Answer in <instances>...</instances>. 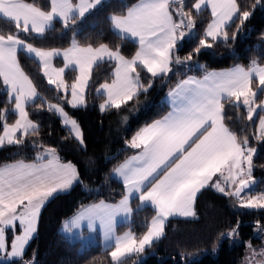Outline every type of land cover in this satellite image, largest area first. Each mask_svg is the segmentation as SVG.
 <instances>
[{
  "label": "snow or ice",
  "instance_id": "obj_1",
  "mask_svg": "<svg viewBox=\"0 0 264 264\" xmlns=\"http://www.w3.org/2000/svg\"><path fill=\"white\" fill-rule=\"evenodd\" d=\"M102 0H50L49 10L37 7L25 0H0V18L14 25L15 31L4 34L0 31V81L7 94V103L12 105L14 123H7V109L0 110V147L16 145L24 147L28 137H38L39 124L30 119L27 105L35 104L37 110L45 105L57 114L63 126L80 145L84 144L83 133L78 122L65 112L60 103H51L40 95L17 59L18 51L35 57L49 85L58 92H68L69 85L63 74L74 66L78 75L71 83V99L67 103L73 108L86 104V89L92 79L93 69L104 62H114L111 82H104L96 89L105 97L100 104L101 112L121 109L136 99L141 92L147 93L157 77L168 76L172 65H187L192 61L190 53L183 60L175 55L178 41L191 34L196 26L192 11L185 10V0H139L126 14L113 15L109 19L113 30L121 39L132 38L138 49L131 58L106 44L98 47H81L75 38L67 49H43L27 42L35 34L43 37L55 30L57 20L64 29H70L78 19L99 5ZM257 4L264 0H256ZM205 7L211 9L212 21L208 24L198 46L193 50L211 48L212 42L230 39L226 30L235 17L242 25L250 11H241L238 0H195L191 8L199 15ZM255 7V6H253ZM187 29V31H185ZM239 31V28L237 29ZM23 34V38H22ZM235 33L231 37L235 39ZM63 56L64 67L54 68V57ZM202 67V66H201ZM151 76L147 86L141 81V72ZM255 81V87L253 83ZM264 92V66L255 61L248 68L237 65L220 72H205L202 78L189 76L180 80L167 93L171 110L161 119L153 121L126 141L127 147L138 150L136 155L116 164L110 173L122 182L124 195L116 204L100 201L82 206L72 218L71 227H78L87 220L91 229L99 221L106 241L114 239L110 252L112 264L133 253H142L147 246L164 235L165 222L169 217H192L197 195L205 188H214L225 196L239 200L241 208L264 209V193L242 196L253 180V158L256 149L249 147L247 136L240 137L226 120L227 109L243 106L247 120L253 121L258 110L264 112V100L257 103L258 93ZM66 99V97H65ZM240 116H236L239 120ZM257 139L264 141V115L259 117ZM32 146L41 149L32 163L23 160L0 166V264H35V259L25 258L26 246L37 231V222L42 207L54 194L68 190L79 175L75 165L62 162L57 150L33 140ZM110 159H115L111 157ZM139 199L136 209L130 202ZM151 206L155 215L147 224L142 237L127 232L115 235L118 217L130 218L134 211ZM20 228L19 234L7 239L8 230ZM237 226L228 233L238 235ZM65 231H70L65 224ZM256 230L264 232L259 221ZM252 256L246 264H253L256 256H264V249L257 252L248 245ZM264 264V260L256 262Z\"/></svg>",
  "mask_w": 264,
  "mask_h": 264
},
{
  "label": "trees",
  "instance_id": "obj_2",
  "mask_svg": "<svg viewBox=\"0 0 264 264\" xmlns=\"http://www.w3.org/2000/svg\"><path fill=\"white\" fill-rule=\"evenodd\" d=\"M138 0H105L78 19L70 29H64L61 22L55 23V30L49 31L43 37L34 34L27 37V42L43 49H67L73 38L81 47L92 45L98 47L106 44L120 52L126 58H131L137 51L136 43L121 39L111 29L113 15H123ZM37 7L49 10V0H25ZM195 0H185V10L192 11L196 26L190 37H184L178 42L175 55L182 60L190 53L192 61L187 65H172L168 76L157 77L147 93L140 95L121 109L100 111L103 96L96 93L98 86L111 82L114 70L113 62H104L94 67L92 79L86 89V104L73 108L67 103L70 99V85L77 73L67 70L63 78L69 85L68 92H58L54 85L47 83L38 62L18 51L17 59L26 75L32 80L37 91L51 103H60L65 112L75 119L83 133L84 144L80 145L69 131L61 124L56 114L47 110L46 105L37 110L35 104L27 105L30 119L39 124L38 137H28L24 147L4 145L0 147V166L23 160L34 162L39 148L32 146L36 140L47 147L57 150L62 162H71L77 167L79 180L70 189L55 194L42 208L35 236L26 248L25 258L35 259V264H112L110 250H104L100 239L94 234V241L69 240L60 230L64 223L76 215L82 206H88L100 201L115 204L124 195L123 185L110 176L112 168L137 154L138 150L127 147L126 141L131 140L137 131L161 119L169 111L165 98L170 89L189 76L202 78L205 72L225 70L237 65L248 68L253 61L264 66V2L257 4L256 0H238L241 11L252 14L240 24L239 17L229 23L227 31L229 41L213 43L211 48L202 49L199 54L193 52L204 34L210 21V13L203 10L199 15L191 8ZM255 6V7H253ZM239 28V31L237 29ZM0 31L8 34L14 32V25L0 18ZM235 39L231 37L233 34ZM23 38V34H22ZM55 67H62V60H54ZM202 66V67H201ZM150 74L141 72V81L146 86L151 80ZM255 87V81L253 83ZM264 92L258 93L257 103L262 100ZM66 97V99H65ZM7 94L0 81V110L7 109V123H14L16 116L11 111L12 105L7 102ZM228 126L238 136H247L249 147L255 148L253 158V180L247 192L264 193V141L257 139V119L264 112L259 111L253 121L247 120L246 110L227 109ZM239 115L240 119L236 120ZM0 122V133H2ZM115 157V159H110ZM136 209L138 200L130 202ZM195 215L189 219H169L165 224L164 235L139 255L122 260L121 264H240L244 257L246 243L258 245L264 239V232L256 230L257 221L264 225V209L241 208L232 197L217 192L214 188H205L197 196L194 204ZM155 212L150 208L134 211L125 224L116 227V233L125 231L133 233L137 239L147 231V224ZM239 222L238 235L229 236L231 229ZM18 232V230H17ZM84 231L82 234H85ZM214 248L216 250L214 251ZM144 256L142 259H138Z\"/></svg>",
  "mask_w": 264,
  "mask_h": 264
},
{
  "label": "crops",
  "instance_id": "obj_3",
  "mask_svg": "<svg viewBox=\"0 0 264 264\" xmlns=\"http://www.w3.org/2000/svg\"><path fill=\"white\" fill-rule=\"evenodd\" d=\"M137 3H139V0L137 1V2H135L132 6H134V5H136ZM131 6V7H132ZM130 7V8H131ZM204 10H207L209 13H210V21L208 22V24L209 23H211V21H212V16H211V9L210 8H208V7H205L204 8ZM195 11V10H194ZM127 12V11H126ZM126 14V13H125ZM208 24H207V26H208ZM207 26L205 27V29L207 28ZM111 29H112V31L114 32V30H113V27H112V24H111ZM205 31V30H204ZM115 33V32H114ZM210 39V38H209ZM127 40H130V41H132V42H134V43H136L137 44V46H139L138 45V43L134 40V39H132V38H127ZM179 42V41H178ZM27 56H29V57H31V58H33V59H35V57H33V56H30L29 54H27V53H25ZM57 58H59V59H61L62 60V63H63V65H62V67H64V59H63V56L61 55V56H57V57H54L53 58V62H54V60L55 59H57ZM36 60V59H35ZM37 61V60H36ZM38 62V61H37ZM114 63V62H113ZM38 64H39V62H38ZM54 64V63H53ZM61 67V68H62ZM234 68V67H233ZM230 69H232V68H230ZM67 70H74L76 73H77V75H78V72L75 70V67L74 66H72V67H70V68H68ZM66 70V71H67ZM227 70H229V69H225V70H216L215 72H220V71H227ZM65 71V72H66ZM212 72V71H211ZM198 79V78H197ZM99 87V86H98ZM97 93V92H96ZM103 96V95H102ZM103 98L105 99V97L103 96ZM70 99H71V94H70ZM103 99V100H104ZM262 100H264V94H263V97H262ZM165 102H166V104L168 105V107H169V111L171 110V107H170V105L167 103V96H166V98H165ZM168 111V112H169ZM167 112V113H168ZM167 113H166V115H167ZM57 115V114H56ZM58 116V115H57ZM164 117V116H163ZM58 118L60 119V122H61V124L63 125V123H62V121H61V118L58 116ZM66 128V127H65ZM68 131H69V129L68 128H66ZM136 155V154H135ZM25 163H32V162H25ZM11 164V163H10ZM116 179V178H115ZM118 182H120L121 184H122V182L121 181H119L118 179H116ZM76 182H74V184H75ZM73 184V185H74ZM123 185V184H122ZM70 189V188H69ZM68 189V190H69ZM68 190H65V191H62V192H59V193H63V192H66V191H68ZM58 194V193H57ZM55 195V194H54ZM198 196V195H197ZM137 200H138V205L140 204V201H139V199L137 198ZM120 201V200H119ZM118 201V202H119ZM117 202V203H118ZM99 203V202H98ZM106 203V202H105ZM95 204H97V203H95ZM108 204H110V203H108ZM116 204V203H115ZM239 205V204H238ZM144 208H150V209H152L153 211H154V209L151 207V206H147V207H144ZM143 209V208H142ZM155 212V211H154ZM78 214V213H77ZM76 214V215H77ZM76 215H74L73 217H71L70 219H68L65 223H64V225L62 226V228H61V230H60V232H61V234L65 237V238H68L69 240H83V241H94V234H97L98 235V237H99V239H100V243H101V246H102V248L104 249V250H110V252L113 250V248H114V239L112 240V241H106L105 240V237H104V233H103V230L101 229V226H100V223H99V221H96V222H94V224H93V227L91 228V229H89V227H88V221L87 220H83V221H80V224H79V226L78 227H71V220H72V218H74ZM155 215V214H154ZM131 218V217H130ZM130 218H124V217H118L117 218V223H116V226H115V235L116 236H122V235H124L125 233H127V232H130V231H125V232H123V233H121V234H117L116 233V227L117 226H119V225H121V224H125L126 222H128L129 220H130ZM189 218H193V216L192 217H181V216H173V217H169L168 218V220L169 219H189ZM167 220V221H168ZM166 221V222H167ZM166 222H165V224H166ZM65 224H68L69 225V228H70V231H65L64 230V226H65ZM17 230H18V232H20V230H19V228L17 227ZM86 232L85 234H82L83 232ZM156 242V241H155ZM148 247H150V246H147L146 248H145V250L148 248ZM139 254H141V253H133V254H131V255H129L128 257H131V256H134V255H139ZM128 257H126V258H128ZM125 259V258H124Z\"/></svg>",
  "mask_w": 264,
  "mask_h": 264
},
{
  "label": "rangeland",
  "instance_id": "obj_4",
  "mask_svg": "<svg viewBox=\"0 0 264 264\" xmlns=\"http://www.w3.org/2000/svg\"><path fill=\"white\" fill-rule=\"evenodd\" d=\"M102 1H105V0H102ZM78 2V0H73V3L75 4V3H77ZM49 3H50V0H49ZM98 6V5H97ZM91 11V10H90ZM87 14V13H86ZM58 21V20H57ZM185 31H187V29H185ZM35 35V34H34ZM192 35V33L191 34H189V35H187V36H185V37H190ZM52 66L54 67V68H61V67H55L54 66V64H53V60H52ZM63 68V67H62ZM67 70V69H66ZM65 70V71H66ZM42 71V70H41ZM43 73V72H42ZM65 73V72H64ZM64 75V74H63ZM47 79V78H46ZM104 102V100L100 103V104H102ZM71 106V105H70ZM72 107V106H71ZM81 107H83V106H81ZM243 107V106H242ZM79 108V107H78ZM246 110V109H245ZM260 110H258L257 111V113L254 115V117L258 114V112H259ZM247 113V112H246ZM62 121V120H61ZM258 125H259V118L257 119V127H258ZM256 127V128H257ZM259 194H261V193H258V192H254V189H252V192H245L242 196H244V197H248V196H256V195H259ZM233 198V197H232ZM233 200H235L234 198H233ZM236 202L239 204V200L238 199H236ZM46 203H47V201H46ZM45 203V204H46ZM45 206V205H44ZM43 206V207H44ZM42 207V208H43ZM42 210V209H41ZM39 219V218H38ZM37 224H38V222H37ZM17 227L19 228V225H18V223H17V226H16V229H14V230H8L7 231V233H6V236H7V239L8 240H11V239H13L14 237H15V235H17V234H19V232H17ZM19 230H20V228H19ZM21 231V230H20ZM35 234H36V232L34 233V235H33V237L35 236ZM32 240V239H31ZM31 240H30V242H31ZM29 242V243H30ZM29 245V244H28ZM27 245V246H28ZM248 245H249V243H246V249H245V253H244V257H243V259H242V262L240 263V264H246V257H251L252 256V253H251V251H250V249H249V247H248ZM27 246H26V248H27ZM251 246H252V248L253 249H255L257 252H259L261 249H264V239H262V242L260 243V244H258V245H253V244H251ZM216 250V248H214V251ZM140 257V256H139ZM144 256H141L140 258H138V259H142ZM261 260H264V256H256L255 257V260L253 261V264H256V262H258V261H261Z\"/></svg>",
  "mask_w": 264,
  "mask_h": 264
},
{
  "label": "water",
  "instance_id": "obj_5",
  "mask_svg": "<svg viewBox=\"0 0 264 264\" xmlns=\"http://www.w3.org/2000/svg\"><path fill=\"white\" fill-rule=\"evenodd\" d=\"M251 186H252V185H250V188H251ZM250 188H249V189H250ZM249 189H245L244 192L242 193V195H243L245 192H247ZM233 198L236 200L235 197H233Z\"/></svg>",
  "mask_w": 264,
  "mask_h": 264
}]
</instances>
